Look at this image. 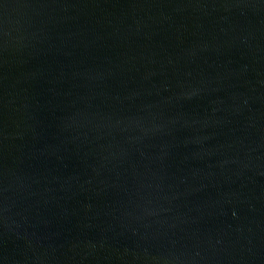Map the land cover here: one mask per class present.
I'll return each mask as SVG.
<instances>
[{
    "label": "water",
    "instance_id": "95a60500",
    "mask_svg": "<svg viewBox=\"0 0 264 264\" xmlns=\"http://www.w3.org/2000/svg\"><path fill=\"white\" fill-rule=\"evenodd\" d=\"M0 264H264V0H0Z\"/></svg>",
    "mask_w": 264,
    "mask_h": 264
}]
</instances>
